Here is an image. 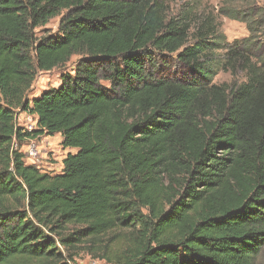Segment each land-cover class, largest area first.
<instances>
[{
	"label": "trees",
	"instance_id": "16d2710c",
	"mask_svg": "<svg viewBox=\"0 0 264 264\" xmlns=\"http://www.w3.org/2000/svg\"><path fill=\"white\" fill-rule=\"evenodd\" d=\"M0 0V264H253L264 249V7ZM238 2V3H236ZM63 13V15H61ZM60 16L57 34L35 30ZM73 75L28 100L38 73ZM219 72L240 83L214 84ZM18 113L33 117L24 132ZM59 135L58 174L26 163ZM62 251V252H61Z\"/></svg>",
	"mask_w": 264,
	"mask_h": 264
},
{
	"label": "rangeland",
	"instance_id": "374dc122",
	"mask_svg": "<svg viewBox=\"0 0 264 264\" xmlns=\"http://www.w3.org/2000/svg\"><path fill=\"white\" fill-rule=\"evenodd\" d=\"M171 14H176L183 8L184 5L188 4L197 10L198 15L203 17H212L215 20L219 31L224 35L226 42L230 45L234 42H240L248 36V30L246 24L239 20H232L223 16H219L218 11L222 7V0H164ZM257 5L264 7V0H252ZM238 3V2H236ZM239 4V3H238ZM241 5V4H239ZM63 15V13H61ZM60 16L53 18L47 25L42 28L35 30L36 37L40 38L44 35H55L57 34L58 24ZM79 57L74 56L70 59L69 63L61 69H55L51 72L38 73L36 76L31 90L27 95L28 100L36 99L44 91L57 88L60 85V77L62 74L73 75V67ZM244 80V76L238 74L236 77L231 76L226 72H219L214 78V84H231L240 83ZM52 137H40L36 140L37 146L42 148L38 156V165L43 173L58 174L62 169V160L68 153H74V151L66 152L61 145L57 146V152H53L49 149V142ZM49 141V142H48ZM29 142H27L28 144ZM27 144L24 145L23 150L25 151ZM26 163L29 160L25 159ZM28 161V162H27ZM62 252V251H61ZM64 255H72L73 261L76 264H89L93 260H97L84 250L64 252ZM99 260V259H98ZM253 264H264V249L256 256Z\"/></svg>",
	"mask_w": 264,
	"mask_h": 264
},
{
	"label": "built area",
	"instance_id": "2783aa9c",
	"mask_svg": "<svg viewBox=\"0 0 264 264\" xmlns=\"http://www.w3.org/2000/svg\"><path fill=\"white\" fill-rule=\"evenodd\" d=\"M17 125L24 131V132H32L35 129V123L33 117L26 113H18L15 117ZM26 149V158L29 160V164L40 168L38 163V156L42 148L37 146L36 140H29ZM25 157V153H24ZM25 158V159H26ZM89 264H106L100 260H93Z\"/></svg>",
	"mask_w": 264,
	"mask_h": 264
},
{
	"label": "crops",
	"instance_id": "0c3cea01",
	"mask_svg": "<svg viewBox=\"0 0 264 264\" xmlns=\"http://www.w3.org/2000/svg\"><path fill=\"white\" fill-rule=\"evenodd\" d=\"M51 139H52V141L51 140H50V142L48 141L49 145H50L49 149L55 153V152H57V149H58L57 146L60 145V143H61V138L59 135H55ZM65 151L68 152L71 150H65ZM72 151L75 152V150H72Z\"/></svg>",
	"mask_w": 264,
	"mask_h": 264
}]
</instances>
